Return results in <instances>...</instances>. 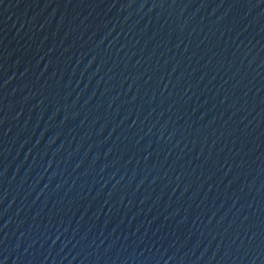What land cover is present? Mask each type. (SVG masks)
Segmentation results:
<instances>
[{
	"label": "water",
	"instance_id": "water-1",
	"mask_svg": "<svg viewBox=\"0 0 264 264\" xmlns=\"http://www.w3.org/2000/svg\"><path fill=\"white\" fill-rule=\"evenodd\" d=\"M0 264H264V0H0Z\"/></svg>",
	"mask_w": 264,
	"mask_h": 264
}]
</instances>
